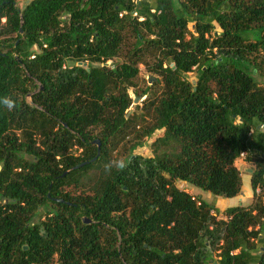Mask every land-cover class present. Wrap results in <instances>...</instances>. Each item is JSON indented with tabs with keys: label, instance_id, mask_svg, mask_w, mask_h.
<instances>
[{
	"label": "trees",
	"instance_id": "16d2710c",
	"mask_svg": "<svg viewBox=\"0 0 264 264\" xmlns=\"http://www.w3.org/2000/svg\"><path fill=\"white\" fill-rule=\"evenodd\" d=\"M17 1L0 0V264H264V0ZM139 123L128 149L162 132L152 156L106 174ZM241 157L253 205L179 186L236 198Z\"/></svg>",
	"mask_w": 264,
	"mask_h": 264
},
{
	"label": "rangeland",
	"instance_id": "374dc122",
	"mask_svg": "<svg viewBox=\"0 0 264 264\" xmlns=\"http://www.w3.org/2000/svg\"><path fill=\"white\" fill-rule=\"evenodd\" d=\"M30 0H18V6L20 9H22ZM190 27H192L190 25ZM134 43V40L132 38H129L126 41V44L124 45L121 53L118 55V57L115 59V61H124L125 57L124 54L128 51V49H130L132 47V44ZM147 64L149 65L150 69L152 67V62L151 60H148ZM140 68V79L137 82V86L134 88V90L140 92L142 89L145 88V85H150L151 83H149V81L151 80V82L153 81V75L151 73L148 72V69L145 67V65H139ZM189 76H191L189 74ZM33 93V91L31 92ZM31 93H29L27 95V101H31ZM129 95L130 97L133 99L136 98L135 95H133V91L129 90ZM144 98L140 99V101L137 103V105H139V107L142 106V104L140 103ZM133 103L132 106L130 107V109H132L133 107ZM135 111V106H134V110ZM132 112V113H133ZM141 123V121H139ZM138 124V126H136V128H131V130L129 131L128 136H126L121 142L120 144L117 146V148L110 154L111 158H123L125 160H127V158L129 157L130 154L132 155H140L142 157H151L152 153H151V144L154 141L155 138L161 136L162 132L160 133H156L152 136V138L150 139H142V146L135 149L134 151H130L128 149V147H130L133 143H135L138 139H139V135H140V131H141V126L142 124ZM144 126V125H143ZM81 153L80 150H78L77 152L74 153L75 156L79 155ZM235 166L237 167V169L239 170L240 174H241V178H242V192L241 194H239L234 201L235 205H239V203H241L244 206H250L253 205L254 203L258 202V195L260 193V190L258 189L256 191L257 193V197L254 196L251 187H250V179H251V175L253 173V169L254 166L252 164L246 163L243 160V157H241L240 159H238L235 162ZM252 171V172H251ZM89 182H91L90 180L85 179L84 183L85 185H89ZM179 186H181V184H179ZM185 185H183V188H185L189 193H191V186L189 184H187L185 187ZM201 194L203 195V200L211 205L214 206H218L220 207V210H225L227 208H224L226 206H230L231 205V199H225V198H221V197H216L213 196L212 194L208 193V192H201ZM195 197V195H194ZM230 208V207H229ZM259 252V248L257 250ZM214 259H216L214 257ZM51 264H57L56 261L54 260Z\"/></svg>",
	"mask_w": 264,
	"mask_h": 264
},
{
	"label": "clouds",
	"instance_id": "9594fccd",
	"mask_svg": "<svg viewBox=\"0 0 264 264\" xmlns=\"http://www.w3.org/2000/svg\"><path fill=\"white\" fill-rule=\"evenodd\" d=\"M0 107H3L8 111H12L16 107V102L10 96H2L0 97ZM128 164L129 162L123 158H113L106 161L103 168L106 174H111L113 169L123 171L128 167Z\"/></svg>",
	"mask_w": 264,
	"mask_h": 264
},
{
	"label": "water",
	"instance_id": "95a60500",
	"mask_svg": "<svg viewBox=\"0 0 264 264\" xmlns=\"http://www.w3.org/2000/svg\"><path fill=\"white\" fill-rule=\"evenodd\" d=\"M149 83H151V80L149 81ZM139 101H140V98H139V97H136V98L134 99V101H133V104H134V105H133L132 109L129 110L127 116H129V115L133 112V110H134V106H136L137 103H138ZM94 144L97 145V153H96V157L93 159V161L96 160V159L99 157V155H100V142H99V141H94ZM87 164H89V162H85V163L81 164L80 167H83V166H85V165H87ZM251 172H252V171H251ZM180 187L183 188V184H181ZM84 221H85V222H88V220H86V219H85ZM24 249H26V247H24Z\"/></svg>",
	"mask_w": 264,
	"mask_h": 264
},
{
	"label": "crops",
	"instance_id": "0c3cea01",
	"mask_svg": "<svg viewBox=\"0 0 264 264\" xmlns=\"http://www.w3.org/2000/svg\"><path fill=\"white\" fill-rule=\"evenodd\" d=\"M260 130H261L262 133H264V126H261V127H260ZM201 192H202V191H200V190L197 189V188H192L190 194L195 195L196 197L203 199V195L201 194ZM235 199H236V198L231 199V205H230V206H226V207H224V208L236 207L237 205H235V203H234V201H233V200H235ZM239 205H242V204L239 203ZM215 207L218 208V209L220 210V207H218V206H215Z\"/></svg>",
	"mask_w": 264,
	"mask_h": 264
},
{
	"label": "built area",
	"instance_id": "2783aa9c",
	"mask_svg": "<svg viewBox=\"0 0 264 264\" xmlns=\"http://www.w3.org/2000/svg\"><path fill=\"white\" fill-rule=\"evenodd\" d=\"M31 58H33V57H31Z\"/></svg>",
	"mask_w": 264,
	"mask_h": 264
}]
</instances>
